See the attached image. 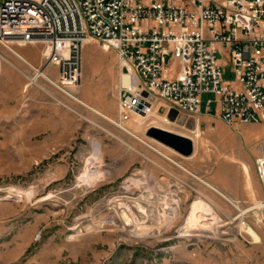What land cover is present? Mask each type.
<instances>
[{"label": "rangeland", "instance_id": "obj_1", "mask_svg": "<svg viewBox=\"0 0 264 264\" xmlns=\"http://www.w3.org/2000/svg\"><path fill=\"white\" fill-rule=\"evenodd\" d=\"M35 65L43 63L42 44L15 45ZM226 80L234 79L227 53L218 52ZM173 68L178 66L172 60ZM9 66L25 79L22 85ZM46 71L57 75V67ZM120 60L116 48L91 38L82 50L80 99L118 121ZM0 43V264H264V221L252 205L264 200L257 158L264 153V121L226 123L217 113L214 93L203 94L202 116L162 121L164 102L147 117L133 115L136 135L66 94ZM209 98L214 114L205 112ZM158 113V114H157ZM160 113V114H159ZM139 119V121H138ZM202 135L184 155L148 135L150 126ZM160 150V151H159ZM241 163L244 175L237 169ZM249 164V165H248ZM210 180L233 181L241 190L245 176L255 177L246 199ZM250 166V169H249ZM105 176L93 186L79 181L87 172ZM134 177V178H132ZM147 179L148 184H132ZM248 178V177H247ZM129 187V188H128ZM34 190L7 196L10 189ZM16 194V190H14ZM128 198L149 226L144 237L129 234L114 205ZM137 199L138 203L133 202ZM231 199V200H230ZM209 204L219 218L215 237L181 236L195 207ZM239 205L245 210L238 216ZM141 205L145 207L142 209ZM243 219L253 238L242 228ZM167 221V222H166ZM204 231V230H202Z\"/></svg>", "mask_w": 264, "mask_h": 264}, {"label": "built area", "instance_id": "obj_2", "mask_svg": "<svg viewBox=\"0 0 264 264\" xmlns=\"http://www.w3.org/2000/svg\"><path fill=\"white\" fill-rule=\"evenodd\" d=\"M91 38L118 52L120 79L128 80L120 81L118 100L125 128L133 115L154 113L156 100L166 119L172 108L185 122L199 118L204 93L215 94L226 123L264 121V0H0V43L15 53V45L42 44V65L25 61L77 99ZM218 52L227 53L234 79L224 78ZM51 64L56 76L46 71ZM213 102L206 113H215ZM193 132L202 135L198 125ZM257 168L264 180V153ZM251 208L264 221V200Z\"/></svg>", "mask_w": 264, "mask_h": 264}, {"label": "bare ground", "instance_id": "obj_3", "mask_svg": "<svg viewBox=\"0 0 264 264\" xmlns=\"http://www.w3.org/2000/svg\"><path fill=\"white\" fill-rule=\"evenodd\" d=\"M88 41L89 40H87L86 42H88ZM15 50L17 52L15 54L19 58L29 61L17 49H15ZM29 62L31 64H33L31 61H29ZM36 73H37L36 77L39 74L43 75L40 70H37ZM36 77L33 76L32 78L35 79ZM33 79H32V82H33ZM120 81L121 82H127L128 80H127V77L124 76V77H122L120 79ZM28 86H29V84L27 85V87ZM27 87H26V89H27ZM75 99H77V98H75ZM77 100H79L83 104L89 106L90 108H92L93 110L98 112V110L94 109L92 106H90L83 99L78 98ZM161 118H162V121H164V122H167V123L172 122L171 119H166L165 118V114H163L161 116ZM116 123L118 125H120L118 121H116ZM197 125H198V127L202 128L201 125H200V121L199 120L197 121ZM121 127L124 128L125 130L131 132L127 127L126 128L124 126H121ZM105 174H106L105 172H101V171H95V173L93 171L87 172L86 175H83V176L80 177L79 181L82 182V183H86L89 186H93L97 182H99L105 176ZM14 190H16V194H14ZM217 191H219V190H217ZM219 192L222 193L224 196H227L225 193H223L221 191H219ZM21 194L22 195L25 194L27 198H32L33 195H34V190L33 189H29L28 191H25L23 189H18V188L10 189V194H8L7 196H12L13 197L14 195H16V196L22 197ZM128 199H129V197L128 198H124L123 197V198L119 199V203H116L114 205L116 213L124 221V227L126 228L125 230H127L129 232V234H131L133 236H137V237H144L145 235H144L143 231L145 230V228L152 227V226L151 225L149 226V223H148L147 219H141L140 218V216L133 209V207L130 204ZM133 202L136 203V204H140V203H138L137 199H133ZM141 207H142L143 210H145V207H143L142 205H141ZM236 207H238L240 209V213H239L238 216H242L243 213L245 212V210L242 209L237 204H236ZM214 211L215 210H213V208L209 204H207L206 202H203L202 206L198 205L197 207H195L193 212H192V214H191V216H190L189 222L180 231V235L181 236H187V237H197V238L215 237L216 234H217V227H216L217 225H216V223L217 222L219 223L220 220L217 217L215 218ZM214 220H216V223L214 222ZM242 228L248 234H250V236L252 238H253V236H252L251 232H249L250 228L256 230L259 233V231L252 224H249L244 219H243V222H242ZM202 230H204V231H202ZM259 235L261 237L260 233H259ZM253 241L254 242H261L262 241V237H261L260 241H255L254 238H253Z\"/></svg>", "mask_w": 264, "mask_h": 264}, {"label": "crops", "instance_id": "obj_4", "mask_svg": "<svg viewBox=\"0 0 264 264\" xmlns=\"http://www.w3.org/2000/svg\"><path fill=\"white\" fill-rule=\"evenodd\" d=\"M21 53V52H20ZM23 56H25L26 57V55H24L23 53H21ZM27 58V57H26ZM21 59V58H20ZM28 59V58H27ZM29 60V59H28ZM30 61V60H29ZM9 66H6L5 67V69H4V71L6 70V68H8ZM9 70H10V72H12L11 73V75H14L15 76V78L18 80V81H20V83L23 85L24 84V82H25V79H24V77L19 73V72H17L16 70H14L13 68H8ZM5 73H6V71H5ZM38 73V72H37ZM37 75V74H36ZM36 75H34V77H36ZM27 85L28 84H25V89H26V87H27ZM88 103V102H87ZM89 104V103H88ZM90 106H92L94 109H96V110H98V113L99 114H101L102 116H104V117H106L107 116V118L109 117V119H111V120H113L115 123H116V120L115 119H113V118H111L109 115H107L106 113H104L102 110H100L99 109V107L97 108V107H95V106H93V105H91V104H89ZM101 112V113H100ZM158 114V113H157ZM160 114V113H159ZM106 115V116H105ZM160 116H162V115H160ZM200 117L202 118V119H204V120H207V119H209L210 118V116H202V115H200ZM130 120V119H129ZM135 120V119H134ZM134 120H131V124L130 125H128L129 126V130L131 131V132H129V131H127V130H125L124 128V130L125 131H127L128 133H131V134H133V135H136L135 133H134V131H132L131 129H133L134 128V130H138L137 129V123L135 124V121ZM138 121H139V119H138ZM201 123V122H200ZM168 124V123H167ZM120 126V125H119ZM200 130V129H199ZM249 165V164H248ZM182 168H184L185 170H187V171H189L190 173H192V174H194L190 169H188L187 167H182ZM237 169L239 170V171H241V173L244 175V173L246 172V174H247V169L245 168V166L241 163V165H239L238 167H237ZM249 169H250V166H249ZM215 171L216 170H214L213 171V173L211 172L210 173V180L213 182V183H215V184H219L221 187H223V188H226V189H228L229 191H232L234 194H235V197L236 198H239V199H246L247 197H249V196H246L247 194H248V192H249V188H252L253 189V191H255V188H254V183H255V177H253V175H252V173H249L248 175H247V177L245 176V180L246 181H244V185H243V188L239 191H237V190H235L234 188H233V186H232V184H233V181L231 180V179H233V178H231V179H227L226 181H223V180H219L218 178H216L215 177ZM195 176H197V177H199V179L201 180V181H203L204 183H206L207 185H209V186H211V187H213V188H216L217 190H219V191H221L217 186H215L213 183H211V182H209V181H207L206 179H204L203 177H200V176H198V175H196V174H194ZM132 178H134V177H132ZM132 178H131V183L132 184H139V183H141V184H145V185H147L148 184V182H147V179H142V181L141 182H139V180L137 179V178H135L136 180L134 181V180H132ZM205 180V181H204ZM221 192H223V191H221ZM228 196V195H227ZM256 243H258V242H256Z\"/></svg>", "mask_w": 264, "mask_h": 264}, {"label": "water", "instance_id": "obj_5", "mask_svg": "<svg viewBox=\"0 0 264 264\" xmlns=\"http://www.w3.org/2000/svg\"><path fill=\"white\" fill-rule=\"evenodd\" d=\"M151 98L153 99V97ZM177 116L178 111L175 108H172L169 112L170 119L176 120ZM147 133L184 155L192 154L195 149L193 138L179 132L159 126H150Z\"/></svg>", "mask_w": 264, "mask_h": 264}]
</instances>
